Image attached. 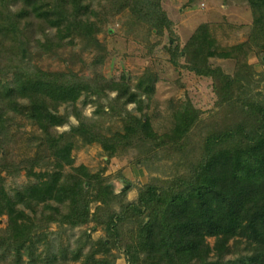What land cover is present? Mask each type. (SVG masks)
<instances>
[{
    "label": "trees",
    "instance_id": "trees-1",
    "mask_svg": "<svg viewBox=\"0 0 264 264\" xmlns=\"http://www.w3.org/2000/svg\"><path fill=\"white\" fill-rule=\"evenodd\" d=\"M247 1L253 17L251 38L256 45L262 41L264 50V0ZM123 9L130 10L138 25L172 37L173 22L161 0H0V148L17 119L31 125L30 140L36 146L21 166L1 165L11 175L24 168L36 180L9 194L0 177V216L7 218L0 230V264H56L59 259L65 264L82 255L87 264H113L111 256L95 255L109 254L118 244L124 247L128 264H264V105L253 96L242 98L251 91L242 67L229 75L209 64L212 57L238 59V55L231 49L219 51L206 24L198 26L182 50L166 46L171 62L177 64L183 54L188 71L211 77L218 102L234 99L227 106L239 120L211 131L186 172L144 183L134 201H126V192L114 193L84 165L72 166L77 139L99 143L109 158L119 148H138L142 154L159 148L181 150L199 117V110L186 102L174 112L169 131L157 134L148 118L127 108L134 103L143 110L144 98L150 99L154 92V78L139 77L133 89L124 74L119 79L101 73L87 78L70 68L50 70L32 62L55 54L75 38L104 50L96 35L111 15ZM241 47L244 55L251 48L247 43ZM109 91L115 92L112 98ZM82 95L95 96L90 116L76 106ZM62 105L72 106L77 123L58 132L56 127L69 122L68 112L59 113ZM115 120L118 128L106 125ZM36 166L51 168L35 173ZM65 166L71 171L64 173ZM91 203L99 205L91 210ZM91 222L105 230L108 242L99 238L83 254L82 248L90 243L79 236L70 251L60 245L43 259L35 252L41 241L52 246L45 234H37L51 223L73 230ZM230 253L236 257L226 259Z\"/></svg>",
    "mask_w": 264,
    "mask_h": 264
},
{
    "label": "rangeland",
    "instance_id": "rangeland-1",
    "mask_svg": "<svg viewBox=\"0 0 264 264\" xmlns=\"http://www.w3.org/2000/svg\"><path fill=\"white\" fill-rule=\"evenodd\" d=\"M161 4L173 22L172 37L167 33L159 35L149 26L138 25L130 10L123 9L111 15L96 35L104 50L88 47L85 42L75 38L55 54H46L32 60L44 69L68 71L67 69L70 68L78 75L87 78L93 77L94 73H101L107 79H119L124 74L133 89L139 77L145 75L154 78V92L150 99L144 98L146 106L143 110L138 111L134 103L128 104L127 108L137 116L142 114L148 118L157 134L169 131L174 112L182 104L190 102L194 109L199 110L198 120L188 133L181 150L167 151L165 148H159L150 154H142L139 153L138 148H119L116 155L109 158L99 143L84 144L77 139L71 152L72 166L84 165L91 174L98 175L111 185L116 194L126 192V201L136 200L138 188L146 182L170 178L176 172H186L198 159L202 143L211 131L233 125L239 120L227 106L234 99L228 104L219 103L213 87L214 80L188 71L184 67L187 60L183 54L177 57L178 63L173 64L167 45L177 46L182 50L198 26L206 24L217 49L219 51L231 49L237 53L239 59L212 57L208 60L209 64L213 68H221L229 75L242 67L251 82V91L243 94L242 98L253 96L255 102L264 105V50L261 47L263 42L259 41L256 45L251 38L253 17L247 0H161ZM46 32L52 34L53 30ZM37 37L43 40L42 35L37 34ZM242 43H247L251 47L248 52L246 50V55L243 54L242 47L239 48ZM31 46L33 50L34 41H31ZM236 47L239 48L238 51L234 50ZM107 93L110 98L115 95V92ZM94 99L95 96L82 95L77 100L76 106L82 109L84 115L90 116L96 108L92 103ZM105 99L101 101L105 103ZM71 110L72 106L59 107L60 114L69 113V122L56 127L58 132L67 131L71 124L77 123ZM109 123H113L111 124L113 130L118 126L116 120L109 121L106 125ZM7 133L8 139H4L5 143L0 148V163H2L0 177L3 178L7 192L13 194L16 189L34 182L36 177L28 175L24 168L16 175L8 174L1 169V165L12 163L21 166L22 161L30 159L36 152V146L30 140L33 128L25 120L17 119L11 124ZM50 168L36 166L33 172L42 173L50 171ZM70 171L69 166L64 167V173ZM85 187L88 188V183ZM92 193L93 191H90L89 195ZM95 205L99 203L90 204L91 210ZM41 209L42 204L36 207L37 213ZM26 212L30 216L33 215L30 209H26ZM6 222V215L0 216V230L6 226ZM37 234L39 236L45 234L47 242H53L52 246L48 247L44 246L43 241L37 244L35 252L41 256V259L48 253L56 252L60 245L68 248V251L75 248V240L79 236L90 243L82 248L83 254L87 253L91 243L99 238H105L106 242L109 240L105 230L93 222L73 230L51 223L40 229ZM209 241L212 244L213 238H209ZM93 247L96 248L94 245ZM242 248L243 245L240 249ZM107 255L114 259L113 264H128L124 247L120 244L118 247H111L109 254L97 253L95 257L104 258ZM235 257L236 254L233 253L225 256L226 259ZM26 258L27 256L24 255L23 259ZM83 258L84 255L75 261L67 260L65 264H87ZM59 260L56 264H61Z\"/></svg>",
    "mask_w": 264,
    "mask_h": 264
}]
</instances>
